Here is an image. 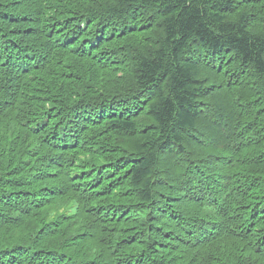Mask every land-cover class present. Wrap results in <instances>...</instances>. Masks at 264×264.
Segmentation results:
<instances>
[{
	"label": "trees",
	"instance_id": "16d2710c",
	"mask_svg": "<svg viewBox=\"0 0 264 264\" xmlns=\"http://www.w3.org/2000/svg\"><path fill=\"white\" fill-rule=\"evenodd\" d=\"M0 264H264V0H0Z\"/></svg>",
	"mask_w": 264,
	"mask_h": 264
},
{
	"label": "bare ground",
	"instance_id": "6f19581e",
	"mask_svg": "<svg viewBox=\"0 0 264 264\" xmlns=\"http://www.w3.org/2000/svg\"><path fill=\"white\" fill-rule=\"evenodd\" d=\"M142 13V12H141ZM144 16V15H143ZM153 20V19H152ZM144 21V20H143ZM146 21V20H145ZM93 22V21H92Z\"/></svg>",
	"mask_w": 264,
	"mask_h": 264
}]
</instances>
